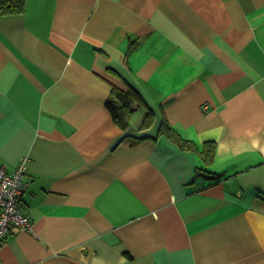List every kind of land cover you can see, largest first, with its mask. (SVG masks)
<instances>
[{"label": "crops", "instance_id": "1", "mask_svg": "<svg viewBox=\"0 0 264 264\" xmlns=\"http://www.w3.org/2000/svg\"><path fill=\"white\" fill-rule=\"evenodd\" d=\"M129 83L154 111L141 131L106 105ZM24 157L33 225L0 264H264V0L0 16V168Z\"/></svg>", "mask_w": 264, "mask_h": 264}, {"label": "trees", "instance_id": "2", "mask_svg": "<svg viewBox=\"0 0 264 264\" xmlns=\"http://www.w3.org/2000/svg\"><path fill=\"white\" fill-rule=\"evenodd\" d=\"M26 9V0H0V16L22 14ZM110 109L115 122L124 130H127L130 125L134 113L141 106H146L147 110L145 116L140 123L138 130H144L153 125L154 111L147 106L144 97L140 91L132 84H128L126 90L113 87L111 95L106 102ZM160 133H167L172 137L175 136L174 131L170 128L168 122L163 120L159 128ZM146 138L139 137L138 140ZM178 141L181 138H176ZM214 154V149L206 148L204 150V157H211Z\"/></svg>", "mask_w": 264, "mask_h": 264}, {"label": "built area", "instance_id": "3", "mask_svg": "<svg viewBox=\"0 0 264 264\" xmlns=\"http://www.w3.org/2000/svg\"><path fill=\"white\" fill-rule=\"evenodd\" d=\"M28 158L12 170L0 168V243L15 230H31L32 220L22 211L19 196L24 186Z\"/></svg>", "mask_w": 264, "mask_h": 264}, {"label": "rangeland", "instance_id": "4", "mask_svg": "<svg viewBox=\"0 0 264 264\" xmlns=\"http://www.w3.org/2000/svg\"><path fill=\"white\" fill-rule=\"evenodd\" d=\"M142 113H143V111L142 110H140V111H138L137 113H136V115L134 116V118L132 119V121L130 122V127L131 128H133L134 126L135 127H139V125H140V120H141V118H142ZM139 123V124H138ZM138 124V125H137Z\"/></svg>", "mask_w": 264, "mask_h": 264}]
</instances>
